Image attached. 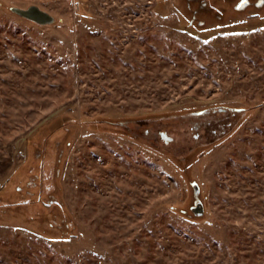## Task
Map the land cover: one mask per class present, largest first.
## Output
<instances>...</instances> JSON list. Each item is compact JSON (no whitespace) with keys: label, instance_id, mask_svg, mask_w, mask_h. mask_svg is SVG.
<instances>
[{"label":"rangeland","instance_id":"rangeland-1","mask_svg":"<svg viewBox=\"0 0 264 264\" xmlns=\"http://www.w3.org/2000/svg\"><path fill=\"white\" fill-rule=\"evenodd\" d=\"M176 7L0 0V264H264V7Z\"/></svg>","mask_w":264,"mask_h":264},{"label":"trees","instance_id":"trees-1","mask_svg":"<svg viewBox=\"0 0 264 264\" xmlns=\"http://www.w3.org/2000/svg\"><path fill=\"white\" fill-rule=\"evenodd\" d=\"M178 1L181 2V5L185 9L183 11L182 9L176 7L177 11L180 12V17L182 19V22H184V20L187 19L186 25L196 31H200V30L202 31L206 29L205 25H206L207 17L222 19L224 18V15L222 13L226 12L229 9L235 12H242L250 8L251 6L255 8L264 7V0H178ZM217 25H219L218 22ZM230 109L233 111L232 114L245 111V108H241V107H232ZM226 118L228 117H219L215 120L224 121ZM232 124L233 123L231 122L230 126H232ZM224 130H222L219 133L224 134ZM196 194H197V190L194 187V195ZM190 210L191 212H193L192 206ZM14 217H17V215H15L14 213H8V217L7 215H5V213H1L0 222L7 221L10 218L14 219Z\"/></svg>","mask_w":264,"mask_h":264},{"label":"water","instance_id":"water-1","mask_svg":"<svg viewBox=\"0 0 264 264\" xmlns=\"http://www.w3.org/2000/svg\"><path fill=\"white\" fill-rule=\"evenodd\" d=\"M6 8L19 18L41 26H51L62 22L61 18L55 17L36 4H29L25 7L9 5ZM192 211L196 215H202L203 207L200 203H197L196 206L192 207Z\"/></svg>","mask_w":264,"mask_h":264},{"label":"flooded vegetation","instance_id":"flooded-vegetation-1","mask_svg":"<svg viewBox=\"0 0 264 264\" xmlns=\"http://www.w3.org/2000/svg\"><path fill=\"white\" fill-rule=\"evenodd\" d=\"M215 122H217V123H218L219 121H215ZM212 124H213V123H212ZM222 130H223V129H222ZM214 131H216V129H215ZM220 132H221V131H220Z\"/></svg>","mask_w":264,"mask_h":264}]
</instances>
